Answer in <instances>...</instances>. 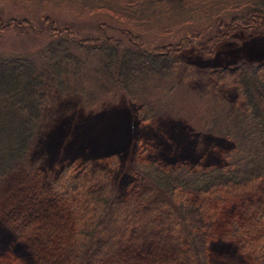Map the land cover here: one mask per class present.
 Instances as JSON below:
<instances>
[{
	"label": "trees",
	"instance_id": "obj_1",
	"mask_svg": "<svg viewBox=\"0 0 264 264\" xmlns=\"http://www.w3.org/2000/svg\"><path fill=\"white\" fill-rule=\"evenodd\" d=\"M16 1L50 3L78 17L109 16L127 37L104 34L101 25L77 38L70 26L57 28L47 16L57 37L37 57L0 54V224L32 257L28 262L3 250L0 264H212L211 243L218 237L236 240L251 264H264V60L204 70L180 58L193 47L191 37L144 36L150 24L175 16L183 25L214 22L217 32L195 43L210 56L213 43L235 29L264 28V0ZM31 24L24 16L0 15L2 29ZM79 53L95 55L108 87L132 100L152 77L170 81L171 91L196 83L216 106L205 129L217 137L215 145L193 143L189 152L169 143L153 121L159 105L144 101L139 135L149 143L144 147L140 138L125 178L116 176L121 153L107 149L42 176L32 151L55 103L80 82ZM227 204L248 221L219 230Z\"/></svg>",
	"mask_w": 264,
	"mask_h": 264
},
{
	"label": "rangeland",
	"instance_id": "obj_2",
	"mask_svg": "<svg viewBox=\"0 0 264 264\" xmlns=\"http://www.w3.org/2000/svg\"><path fill=\"white\" fill-rule=\"evenodd\" d=\"M0 15L6 19L24 16L32 23L30 27L0 28V54L3 55L37 57L43 47L57 37L45 22L47 16L57 28L70 26L77 38L94 32L101 25L104 34L127 37L120 28L121 23L109 16L78 17L69 10L54 9L50 3L43 5L40 2L34 6L31 1L0 0ZM167 19L150 24L144 36L154 41H178L184 36L191 37L193 47L186 48L180 55L191 67L197 65L204 70H213L234 66L245 59L264 60V28L235 29L227 38L214 42V52L207 56L196 49L195 43L206 41L217 32L218 26L214 22L183 25L179 16ZM168 23L172 25L169 27ZM160 31L166 34H160ZM79 56L84 62L77 71L80 82L75 92L65 90L55 103L53 112L44 123L42 137L32 151L31 162L42 170V176L56 175L74 159L82 156L94 158L107 149L121 153L116 176L120 180L125 178L134 168L133 159L140 138L144 147L149 143L145 136L139 135L143 128L138 125V107L144 101L159 105L153 121L157 124L156 130L165 135L169 143L193 149L189 152L194 151L193 143L196 147L214 143L217 137L205 133V129L212 126L210 119L216 106L200 93L196 83H182L171 91L170 81L152 77L141 85L138 98L132 100L108 87L111 82L96 71L98 58L95 55L86 57L79 53ZM227 207L220 217L223 222L219 224L220 229L217 227L219 230L228 225L233 228L235 221H248L239 207ZM19 242L13 231L0 224V253L10 250L31 262L28 247ZM211 252L212 264H251L246 251L236 240L218 237L211 243Z\"/></svg>",
	"mask_w": 264,
	"mask_h": 264
}]
</instances>
